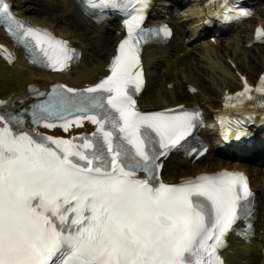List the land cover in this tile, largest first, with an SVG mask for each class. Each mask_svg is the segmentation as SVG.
Segmentation results:
<instances>
[{
	"label": "snow or ice",
	"instance_id": "snow-or-ice-1",
	"mask_svg": "<svg viewBox=\"0 0 264 264\" xmlns=\"http://www.w3.org/2000/svg\"><path fill=\"white\" fill-rule=\"evenodd\" d=\"M147 5L88 0L90 8L127 15L126 38L97 83L47 92L29 86L35 95L27 106L17 97L0 100V264H223L227 235L252 215L254 193L243 172L160 180L161 158L181 150L202 156L206 149L191 145L199 110L137 106L140 45L149 32L158 34L143 27ZM0 23L30 63L58 70L72 61L67 41L27 25L7 3H0ZM250 91L245 83L237 95ZM85 121L94 129L71 138L36 131L68 132ZM226 132L243 134L231 126Z\"/></svg>",
	"mask_w": 264,
	"mask_h": 264
},
{
	"label": "bare ground",
	"instance_id": "bare-ground-1",
	"mask_svg": "<svg viewBox=\"0 0 264 264\" xmlns=\"http://www.w3.org/2000/svg\"><path fill=\"white\" fill-rule=\"evenodd\" d=\"M57 1H59V9L56 11L57 14L50 15L48 19L47 18L41 19L35 17V16H43V15L42 13H35L39 11L37 8L25 7L19 2H17V10L19 11V13L23 15L24 18H26L29 21L38 22L39 24L49 27L51 29H56L59 25L57 22V18L59 16H65L70 14L73 9L71 4L68 2V0H57ZM56 7L58 6H55L54 9ZM200 11L201 9H198L197 13ZM63 33L68 38H72L76 42H80L86 54L91 52L90 49L92 48L90 47V45H95V42H99L103 39L99 35L97 36L93 35L97 39L96 40L89 39L90 41L89 43L88 40H86L85 36H82L83 34L80 35L77 32L74 33L72 31H64ZM103 40H104L103 44L100 43L95 46V48L99 50L95 51L94 58L90 59L93 60L90 62L91 68L82 67V69H80L79 72L77 73V77H78V78L76 77L77 80L83 78H89V77L92 78L96 73L100 72L101 69L103 68L104 66L103 62H105L108 56L110 55L112 51V44L113 42L116 41V38L112 36H108ZM228 40L231 41L230 42L231 45H227L228 43H225L224 44L225 46L222 45L219 51H223L226 53L230 52L229 56L225 54L226 55L225 63L228 65L227 63L228 60L231 61L233 64L236 65V70L238 72H241L243 71V65L240 62V59L238 58L237 54L241 49L244 50L245 43L242 44L243 46L241 47L240 45L241 40L238 36H235V34L231 39ZM248 41H252V39ZM173 51L174 52L171 53L165 52L160 54H156L157 52H150V51L148 52L146 57L147 66L149 69L148 88H150L152 79L155 78L153 85H154L156 97H151L150 95H148L147 92L145 96H143L141 101V105L143 107H148L151 105L173 106V105H177L180 100L184 102L189 101L192 102L193 104H199L200 102L203 103L204 100L207 103L206 104L207 112L211 113V111H213L212 109L217 108L216 106L220 107V104L222 102L221 96L224 95L226 90H231L232 88L233 89L240 88L239 79L234 74V72L236 71L224 65L223 61H221L220 58L216 57V54L215 56H213V53H215V48H213V46H211L209 43L208 44L206 43V47H204V50H202V56H200L199 58L195 57L197 51L195 52V50L188 48L184 44H182V46H177ZM181 53L184 54V57L179 58L180 57L179 55ZM201 60H204L205 64L211 67L207 72H204L202 70ZM255 65L256 63L254 61L251 62L250 63L251 69H256ZM95 67L96 69L98 68L97 71ZM151 68L152 70L153 69H157L159 71L165 70V75L162 76L161 74H158V76L156 75L153 76L152 75L153 71H151ZM262 68L264 69V64L262 65ZM217 70L218 73H216ZM207 78H211L209 82L211 83V86L209 85L205 86L204 82L209 81ZM56 79L57 77H50L44 74H38L29 70H24V68L20 65H17V67L14 68L13 70L3 71L1 69L0 96H6L10 93H17L20 91L25 92L26 91L25 88L27 87L28 84L31 83H35L40 86H46L47 84L55 81ZM214 79H216L215 82L218 84L216 83L215 85L212 84ZM167 80L172 81L174 83V89L172 91H168L166 89ZM183 83L190 84L198 92L200 91L201 93L200 97H197V99H195L193 98L194 95L189 96L184 90ZM224 166H231L233 168H242L246 170L253 178L252 180L254 187L258 191L264 189V184L263 185L259 184L260 178L262 176V172L258 168L243 165L242 162H232L229 161V159H224V158L214 159L213 162H209L207 164L206 163L198 164L194 168L188 165L187 163L175 161L174 164L172 163L167 164L165 168V174L167 180L170 181L172 179L176 180L179 178L191 177L194 175H198L200 173H204L206 171H212V172L219 171L220 169L224 168ZM259 222L263 224L264 220L263 221L259 220ZM261 231L262 234H264L263 228H261ZM254 245L255 247L253 246L241 247L254 252V254H252L251 257H248L247 256L248 252L246 250L242 251L241 255L240 254L238 255L240 259L238 263L264 264L263 247L261 246V244L257 243L256 241ZM239 250L240 248L237 247L236 251Z\"/></svg>",
	"mask_w": 264,
	"mask_h": 264
},
{
	"label": "rangeland",
	"instance_id": "rangeland-1",
	"mask_svg": "<svg viewBox=\"0 0 264 264\" xmlns=\"http://www.w3.org/2000/svg\"><path fill=\"white\" fill-rule=\"evenodd\" d=\"M17 2L21 3L23 6L25 7H32V8H37L39 11L35 12V13H42L43 16H35L37 18H47L50 15H56L57 14V10L59 9V1H55V0H16ZM55 6H58L54 9ZM54 9V10H52ZM189 10L186 9V11ZM56 12V13H55ZM49 14V15H48ZM33 16V15H32ZM52 21V20H51ZM251 28L250 26L247 27V29ZM250 30V29H249ZM249 30H247V32H249ZM246 33H242V36H245ZM220 48L215 50V53H213V56L220 58L221 61H223L224 65H226L228 68H230L226 63H225V54H227V56L230 55V52H223V51H219ZM93 51V50H92ZM197 51V55L195 56L196 58H199L200 56H202V51L200 50H196ZM238 58L240 59V62L243 65V71L244 73H246L250 78L254 79L257 78V76L259 75V73L263 70L262 65L264 64V47L263 48H256L253 50H243L241 49L238 54H237ZM227 58V57H226ZM201 68L204 72H207L211 67L208 66L207 64H205L204 60H201ZM255 62L256 63V69H251L250 67V63L251 62ZM207 66H205V65ZM209 67V68H208ZM247 68V69H246ZM250 68V69H249ZM154 75L157 74H161L162 76L165 75V70H154ZM216 73H218V70L216 71ZM170 75V74H169ZM214 78V77H213ZM209 81H205L204 84L211 86L210 80L211 78H207ZM216 79L213 80L212 84L215 85ZM218 84V83H216ZM202 90V89H201ZM149 95L151 97H156L155 96V89L152 87H150V93ZM219 95V94H218ZM218 98V96H217ZM217 100V99H216ZM262 170V176L260 178V185H263V181H264V166L260 169ZM262 181V182H261ZM260 192L262 201H263V206L262 209L264 211V189H262Z\"/></svg>",
	"mask_w": 264,
	"mask_h": 264
}]
</instances>
